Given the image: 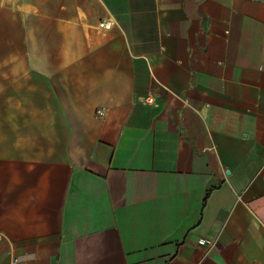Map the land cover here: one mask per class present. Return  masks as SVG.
I'll return each mask as SVG.
<instances>
[{
  "label": "crops",
  "instance_id": "obj_1",
  "mask_svg": "<svg viewBox=\"0 0 264 264\" xmlns=\"http://www.w3.org/2000/svg\"><path fill=\"white\" fill-rule=\"evenodd\" d=\"M0 264H264V0H0Z\"/></svg>",
  "mask_w": 264,
  "mask_h": 264
},
{
  "label": "built area",
  "instance_id": "obj_2",
  "mask_svg": "<svg viewBox=\"0 0 264 264\" xmlns=\"http://www.w3.org/2000/svg\"><path fill=\"white\" fill-rule=\"evenodd\" d=\"M105 26H107L106 23H101L100 24V27H105ZM96 113H97V115H102V112L100 110H98Z\"/></svg>",
  "mask_w": 264,
  "mask_h": 264
}]
</instances>
